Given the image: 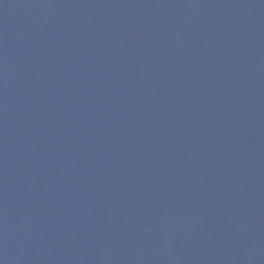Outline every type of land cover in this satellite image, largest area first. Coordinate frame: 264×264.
Returning <instances> with one entry per match:
<instances>
[{
	"label": "water",
	"instance_id": "95a60500",
	"mask_svg": "<svg viewBox=\"0 0 264 264\" xmlns=\"http://www.w3.org/2000/svg\"><path fill=\"white\" fill-rule=\"evenodd\" d=\"M0 264H264V0H0Z\"/></svg>",
	"mask_w": 264,
	"mask_h": 264
}]
</instances>
